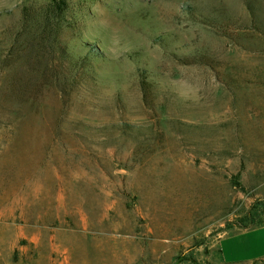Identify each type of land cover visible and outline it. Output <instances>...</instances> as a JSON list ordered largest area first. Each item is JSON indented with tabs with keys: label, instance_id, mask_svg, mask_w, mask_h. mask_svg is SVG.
I'll return each instance as SVG.
<instances>
[{
	"label": "rangeland",
	"instance_id": "obj_1",
	"mask_svg": "<svg viewBox=\"0 0 264 264\" xmlns=\"http://www.w3.org/2000/svg\"><path fill=\"white\" fill-rule=\"evenodd\" d=\"M51 1L0 0V264L264 255L218 252L264 227V0H64L42 34Z\"/></svg>",
	"mask_w": 264,
	"mask_h": 264
},
{
	"label": "trees",
	"instance_id": "obj_2",
	"mask_svg": "<svg viewBox=\"0 0 264 264\" xmlns=\"http://www.w3.org/2000/svg\"><path fill=\"white\" fill-rule=\"evenodd\" d=\"M51 6L53 8V17L47 16V19H37V21L32 20V23L35 24L36 29L39 30L40 32L42 31V34L44 33V30L49 27V26H55L57 29H60V20L62 17V14L66 10V2L64 0H52L51 1ZM44 20V21H43ZM53 32L52 35L53 36ZM30 44V43H29ZM92 52H95L98 54V52L93 49ZM196 54L198 56H204L202 49H196ZM141 85L144 86V82H141ZM263 226H260L259 224H256V217L254 215H251V217H248L244 222H241L238 224L239 229H247L250 228L249 230L261 228ZM218 252L220 254V250L218 249Z\"/></svg>",
	"mask_w": 264,
	"mask_h": 264
},
{
	"label": "crops",
	"instance_id": "obj_3",
	"mask_svg": "<svg viewBox=\"0 0 264 264\" xmlns=\"http://www.w3.org/2000/svg\"><path fill=\"white\" fill-rule=\"evenodd\" d=\"M240 236V235H252L253 239L257 241V239L260 241V243L262 245H264V227L261 228H257V229H253V230H246L243 232H239L235 235H230V236H226L224 238H222L219 242V250H220V244L222 241L228 239L229 237H233V236ZM220 256H221V250H220ZM226 259V258H225ZM260 259H264V255L259 254L258 256H256V258H251V257H246V258H229L227 260V263H225L221 257V260L223 261V263L225 264H238V263H245V262H251V261H256V260H260Z\"/></svg>",
	"mask_w": 264,
	"mask_h": 264
}]
</instances>
